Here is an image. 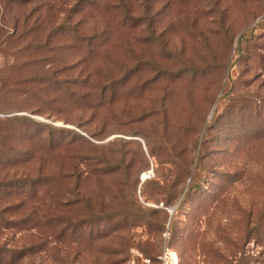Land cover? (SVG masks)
Masks as SVG:
<instances>
[{"label": "rangeland", "instance_id": "rangeland-1", "mask_svg": "<svg viewBox=\"0 0 264 264\" xmlns=\"http://www.w3.org/2000/svg\"><path fill=\"white\" fill-rule=\"evenodd\" d=\"M165 245L264 264V0H0V264Z\"/></svg>", "mask_w": 264, "mask_h": 264}, {"label": "built area", "instance_id": "built-area-1", "mask_svg": "<svg viewBox=\"0 0 264 264\" xmlns=\"http://www.w3.org/2000/svg\"><path fill=\"white\" fill-rule=\"evenodd\" d=\"M177 262L178 256L176 252L165 245L161 253L155 258L139 254L137 260H134L132 264H177Z\"/></svg>", "mask_w": 264, "mask_h": 264}, {"label": "water", "instance_id": "water-1", "mask_svg": "<svg viewBox=\"0 0 264 264\" xmlns=\"http://www.w3.org/2000/svg\"><path fill=\"white\" fill-rule=\"evenodd\" d=\"M174 208L171 209V211H173Z\"/></svg>", "mask_w": 264, "mask_h": 264}]
</instances>
